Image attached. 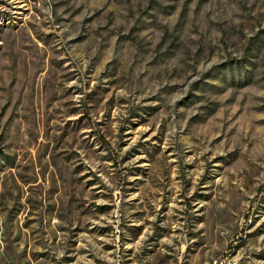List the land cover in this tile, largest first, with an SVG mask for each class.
Returning <instances> with one entry per match:
<instances>
[{
  "label": "rangeland",
  "instance_id": "374dc122",
  "mask_svg": "<svg viewBox=\"0 0 264 264\" xmlns=\"http://www.w3.org/2000/svg\"><path fill=\"white\" fill-rule=\"evenodd\" d=\"M0 264H264V0H0Z\"/></svg>",
  "mask_w": 264,
  "mask_h": 264
}]
</instances>
